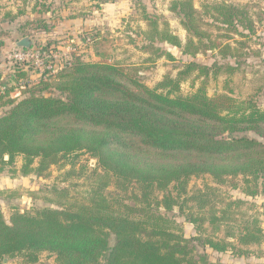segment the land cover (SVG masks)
<instances>
[{
  "label": "trees",
  "instance_id": "16d2710c",
  "mask_svg": "<svg viewBox=\"0 0 264 264\" xmlns=\"http://www.w3.org/2000/svg\"><path fill=\"white\" fill-rule=\"evenodd\" d=\"M24 4L17 5L16 13L7 11L0 23L6 19L13 23L23 16ZM172 10L187 30L186 43L168 26L161 28L157 18L149 17L143 48L155 49L157 57L177 60L172 51L155 44L160 42L181 48L183 55L192 58L217 52L221 59L235 63L216 60L208 65L189 59L176 76L167 74L150 87L142 79L146 64L113 62L108 53L97 51L95 60L76 58L50 81L30 86L22 98L0 103L6 107L0 115V167L22 156L20 174L46 177L51 166L74 165L87 152L103 170L94 171L84 196L76 197L69 186L53 188L56 197L50 201L57 207L15 209L10 220L0 208V262L22 255L36 263L46 251L56 256V264H222L210 261L206 247L246 256L252 253L250 245L263 241L257 215L247 219L248 211L235 209L245 200L220 204L210 195L218 187L200 189L179 203L189 194L190 180L207 174L232 188H240L237 182L241 180L246 196L259 192L264 183V107L254 96L241 99L233 92L208 93L212 75L217 77L223 69L231 74L238 70L245 43L237 41L240 46L232 47L212 39L202 29L203 14L198 15L190 0L174 1ZM204 15L244 37L255 32L248 10L238 5L207 4ZM146 61L154 63L156 57ZM17 71L26 74L22 67ZM192 77L201 79V85L183 94L182 83ZM15 88H7L0 100ZM114 180L124 189L139 186L141 197L135 194L134 205L112 203L105 190ZM171 184L178 196L167 193L156 198L153 207V191L166 192ZM4 193L10 197L23 194L13 189ZM189 201L195 207L187 206ZM175 206L181 213L188 212V220L198 230L207 221L215 229L239 222L237 239L232 235L228 239L186 237L182 224L161 211V207L168 212ZM195 242L205 248L199 257Z\"/></svg>",
  "mask_w": 264,
  "mask_h": 264
},
{
  "label": "rangeland",
  "instance_id": "374dc122",
  "mask_svg": "<svg viewBox=\"0 0 264 264\" xmlns=\"http://www.w3.org/2000/svg\"><path fill=\"white\" fill-rule=\"evenodd\" d=\"M17 1H25V6L22 7L26 13L13 23H9L8 19L0 23V95L6 94L7 88H16L0 100V103L8 98H22L30 86L41 80L50 81L76 58L87 61L95 60L98 58L97 51L108 53L113 62L146 64L142 79L150 87H155L167 74L176 76L180 67L189 59L208 65L216 60L224 63L229 60L221 59L217 52L202 53L192 58L183 55L181 48L160 42L155 44H158L161 49L172 51L177 60H172L167 55L157 57L155 49L143 48L147 45L146 39L143 38V31H147V18L149 17L157 18L161 28L168 26L174 34L180 37L183 44L186 43L187 30L181 24L179 14L172 10L176 0H116L113 2L110 0H0L1 20L5 18L7 11L17 12V6H15ZM190 1L197 9L198 15L203 14L206 24L201 22L202 29L209 33L212 39L223 44L230 43L232 47L240 46L237 41L245 43L241 50L242 56L238 70L231 74L223 69L217 77L212 75L207 84L208 93L213 95L221 91L233 92L241 99L254 96L258 104L264 107V0ZM216 3L235 4L242 9L246 8L255 22V32L250 34V37H244L235 30H225L221 26L222 23L215 21L209 15H204L205 5ZM243 31L249 33L248 30ZM226 34L229 36L226 37ZM25 36L33 40V45L30 48L18 47L17 41ZM15 49H28L34 54L37 53V56L43 55L46 64L39 66L36 58L30 61H19L12 58ZM150 57H156V61L143 63ZM229 61L235 63L234 59ZM17 67H22L21 72L26 74L22 76L18 74ZM200 85L201 79L194 81L193 77L189 78L181 85L182 93L188 95ZM55 94L59 92L55 91ZM5 109L6 107L0 106V115ZM22 163V156H18L14 164L0 167V208L7 220H10L15 209L30 211L36 208L57 207L56 203L50 201L56 197L52 191L55 187L69 186L73 195L84 196L88 187L87 183L90 178H93L94 171L103 172L98 166L97 159L87 152L76 158L74 165L68 163L62 166L60 163L51 166L46 177L20 174ZM237 183L240 188H232L231 184H218L208 174L193 177L187 188L189 194H184L179 199V203H183L184 198L197 193L200 189L205 190L208 186L218 187L219 190L210 193L216 201L223 204L239 198L244 199L245 203L235 209L248 211L250 216L247 219H250L251 215H257L264 231V183L259 186V192L253 196L245 195L241 189L245 187V184L241 180ZM8 189L19 190L23 194L10 197L4 193ZM30 191H34L35 194L32 195ZM37 191L39 194H36ZM167 193L178 196L174 184H171L166 192L154 190L150 196L152 206L155 207L156 198L161 199ZM105 194L116 206L122 202L134 205L135 194L140 198L141 190L137 184L127 185V189H124L118 181L114 180L106 188ZM139 205L145 206V202H140ZM186 205L195 207V202L189 201ZM193 210L196 211V208ZM161 211L175 217L182 224L185 236L189 238L199 236L203 239L208 237L228 239L232 235L237 239L240 231L239 222L235 221L220 224L217 229L207 221L203 228L198 230L188 220V212L181 213L179 206H175L172 211L168 212L161 207ZM237 217L243 219L238 215ZM195 243V253L199 257L204 253L205 248L202 242ZM249 249L252 250L249 255L237 256L230 251L216 252L206 247L212 262L264 264V239L261 243L250 245ZM7 258V261H1L0 264H56V256L46 251L40 255L36 263L27 262L22 255Z\"/></svg>",
  "mask_w": 264,
  "mask_h": 264
},
{
  "label": "built area",
  "instance_id": "2783aa9c",
  "mask_svg": "<svg viewBox=\"0 0 264 264\" xmlns=\"http://www.w3.org/2000/svg\"><path fill=\"white\" fill-rule=\"evenodd\" d=\"M12 58H15L19 61H30L31 59L36 58V62L39 66L45 65V57L40 54L37 56V53L34 54L28 49H15L12 53ZM41 59V60H40ZM41 71V69H40Z\"/></svg>",
  "mask_w": 264,
  "mask_h": 264
},
{
  "label": "water",
  "instance_id": "95a60500",
  "mask_svg": "<svg viewBox=\"0 0 264 264\" xmlns=\"http://www.w3.org/2000/svg\"><path fill=\"white\" fill-rule=\"evenodd\" d=\"M33 45V40L29 36L20 38L17 41V46L22 48H30ZM8 258H5L4 261H7Z\"/></svg>",
  "mask_w": 264,
  "mask_h": 264
},
{
  "label": "crops",
  "instance_id": "0c3cea01",
  "mask_svg": "<svg viewBox=\"0 0 264 264\" xmlns=\"http://www.w3.org/2000/svg\"><path fill=\"white\" fill-rule=\"evenodd\" d=\"M23 4V2L22 1H17V3H15V6H17V5H22ZM108 4V3H107ZM112 4V3H111Z\"/></svg>",
  "mask_w": 264,
  "mask_h": 264
}]
</instances>
